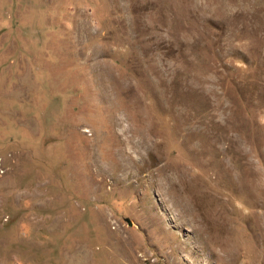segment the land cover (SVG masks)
<instances>
[{
	"label": "rangeland",
	"instance_id": "rangeland-1",
	"mask_svg": "<svg viewBox=\"0 0 264 264\" xmlns=\"http://www.w3.org/2000/svg\"><path fill=\"white\" fill-rule=\"evenodd\" d=\"M0 264H264V0H0Z\"/></svg>",
	"mask_w": 264,
	"mask_h": 264
}]
</instances>
